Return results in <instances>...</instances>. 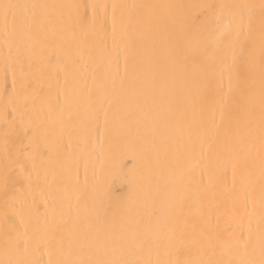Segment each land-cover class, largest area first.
<instances>
[{
    "label": "snow or ice",
    "instance_id": "obj_1",
    "mask_svg": "<svg viewBox=\"0 0 264 264\" xmlns=\"http://www.w3.org/2000/svg\"><path fill=\"white\" fill-rule=\"evenodd\" d=\"M101 7L112 9L113 44L109 62L114 74L105 73L111 79V91H106L103 83L92 75L93 88L85 80L83 87L72 92L81 99L87 96L91 102L95 90L96 113L104 117L105 132L113 104L123 99L126 102L123 118L138 125L150 122L151 139L144 143L140 157L131 156L137 161L132 170L127 173L122 170L128 185L126 194L115 197L109 189L96 198L92 208L85 206L83 214L78 207L75 231L69 233L65 243L55 236L38 235V229L30 230L25 220V213L35 203L26 194L40 183L41 168L48 159L39 126L25 124L22 117L19 124L6 121L0 162L3 239L0 264H45L36 257L45 245L49 257L46 264H264V0L259 4L110 6L0 0V32L8 49L3 69L5 87L10 63H20L18 42L23 43L31 34L34 43H38L35 34L45 29L53 14L73 37L82 39L87 9L93 10L88 26L95 28L97 10ZM64 9L71 12L65 16ZM48 52L44 55L41 48L38 58L30 57L29 68L43 75L41 64H50L55 54L52 48ZM20 75L18 84L13 69V89L29 92L31 81L24 78L22 66ZM225 75L226 92L219 86ZM64 83L68 84V73ZM216 97L221 121L226 113H235L234 136L238 143L231 146V159L227 162L233 172L232 189L236 188L238 168H245L248 174L239 188L244 209L239 232L230 223L221 227L217 219L201 218L199 224L190 222L183 212V198L167 209L160 207L159 179L154 190L141 189L137 179L142 161L148 172L146 179L149 185L153 183L152 157L159 162L161 146L157 140H164L158 129L167 127L169 120L179 121L186 105L199 104L203 108L216 103ZM95 119L98 122V116ZM257 140L258 215L254 153Z\"/></svg>",
    "mask_w": 264,
    "mask_h": 264
},
{
    "label": "bare ground",
    "instance_id": "obj_2",
    "mask_svg": "<svg viewBox=\"0 0 264 264\" xmlns=\"http://www.w3.org/2000/svg\"><path fill=\"white\" fill-rule=\"evenodd\" d=\"M20 3L39 4H259L260 0H17ZM67 16L71 10H63ZM93 10L87 9V21L83 38L73 37L72 32L52 15L45 29L18 42V64L9 66L7 86L4 84V63L7 46L0 32V162L3 160L4 131L8 124H19L22 117L25 124L38 125L48 159L41 168L40 183L27 193L34 205L25 213L30 230L38 229V235L55 236L67 243L69 233L75 231V215L79 207L83 214L85 206L92 208L98 196L111 190L115 197L127 192V182L123 173L130 172L137 163L132 155L140 157L144 143L151 139V123L138 125L125 120L126 102L117 100L111 109L108 130L105 132L104 117L96 113L98 94L93 90L91 102L85 96L73 94V89L83 87L85 80L93 88L91 76L103 83L106 91H111V79L105 73L114 74L109 53L112 50V9L103 7L97 10V24H91ZM80 31V29H76ZM43 48L48 55L54 49L50 64H41L43 75L29 68V58L39 57ZM114 54V53H113ZM14 57L16 53L14 52ZM75 61V64L72 61ZM104 61L103 63L101 61ZM120 72L124 70L123 52L120 53ZM24 78L31 81L30 91L13 89V69L17 82L21 81L20 69ZM68 84L65 85V74ZM220 88L228 87L225 75ZM67 93V103H65ZM195 93V89L193 90ZM59 96V103H57ZM216 103L186 105L179 121L169 120L167 127H160L158 133L160 158L157 163L153 155L152 185L146 177L143 166L137 171V179L143 190H154L159 179L161 193L157 204L167 209L178 199L183 198V212L189 221L199 224L201 218L217 219L222 227L232 224L240 231V217L244 215L243 200L239 192L242 180L248 179L247 170L238 168L235 176L236 188L232 189L233 172L227 162L231 159V146L238 143L234 132L235 113H226L223 121L219 114V97ZM15 109V111H13ZM98 116V122L95 117ZM179 124L180 131H177ZM169 137H174L169 139ZM26 142V141H25ZM165 148L167 151H165ZM257 167L256 200L259 213V153L257 140L254 147ZM46 177V179H45ZM143 177V178H142ZM251 207V203H249ZM175 211V209H174ZM2 223V204H0ZM244 235L247 237V221L244 220ZM45 264L48 260V247L36 253ZM0 258H3V239L0 234Z\"/></svg>",
    "mask_w": 264,
    "mask_h": 264
}]
</instances>
